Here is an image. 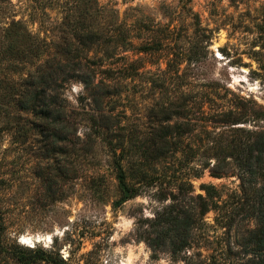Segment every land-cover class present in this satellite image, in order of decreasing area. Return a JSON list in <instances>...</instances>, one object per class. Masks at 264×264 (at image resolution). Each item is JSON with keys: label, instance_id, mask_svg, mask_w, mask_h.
Wrapping results in <instances>:
<instances>
[{"label": "rangeland", "instance_id": "1", "mask_svg": "<svg viewBox=\"0 0 264 264\" xmlns=\"http://www.w3.org/2000/svg\"><path fill=\"white\" fill-rule=\"evenodd\" d=\"M77 1L0 0V28H26L0 31L5 240L64 264H258L264 162L248 168L247 144L264 145V0H96V17ZM79 22L111 43L87 51ZM42 40L43 55L71 44L91 59L62 84L64 147L47 146L40 119L17 106ZM117 165L135 198L122 199Z\"/></svg>", "mask_w": 264, "mask_h": 264}, {"label": "trees", "instance_id": "2", "mask_svg": "<svg viewBox=\"0 0 264 264\" xmlns=\"http://www.w3.org/2000/svg\"><path fill=\"white\" fill-rule=\"evenodd\" d=\"M10 1V0H4ZM21 0H19L20 2ZM89 3L92 4V8H94L95 12L92 13V16L100 15L96 10V0H88ZM75 3H81L80 0ZM0 11L2 8L0 7ZM77 12V11H76ZM79 15H82V11L79 10ZM25 23L22 20L12 19L11 22L7 25V28H0V31L3 30L6 35H12L14 37H24L26 28ZM18 32V33H17ZM73 33L77 36V39L80 43L84 44L86 50L88 51L92 46H104L107 47L111 42L112 34L111 31H104V33H108L109 39H105L102 37L103 31L100 29H93L90 25L85 27L80 22L78 26L73 28ZM28 38H33L29 33L27 34ZM34 39V38H33ZM35 43V41H34ZM36 46L41 47L40 56H44L42 59V63L37 67L34 73H31L29 77L26 79V84L24 91L20 94V97L17 101V106L20 110L25 112L33 113L37 116L42 123V131L44 132L45 143L47 146H52L53 148H57L59 145L62 147L67 146L66 141L69 135V122L67 120L66 115V100L62 97L63 92L61 91L62 84L67 82L68 78L72 76L75 67H80L82 64V59H84L87 63L91 61L87 57H83L81 60L80 53L76 49L70 48L71 44H67L65 48H58L59 51L54 55H43V47L47 44L42 41H37L35 43ZM116 46V45H115ZM123 46V45H121ZM15 45L11 44L8 46L5 52L10 54L12 58H18L19 53L15 50ZM118 48V46H116ZM34 51L29 48V54L34 55ZM39 48H36V55L39 53ZM60 53V54H59ZM106 53V52H105ZM59 54V55H58ZM114 53H109L105 55V57L113 58ZM107 73L111 72L110 70L105 71ZM108 77V76H107ZM60 81V83H59ZM182 110L183 107H180ZM187 113L190 110L186 111ZM179 108L174 112V116H180ZM104 129L108 130L107 127ZM178 126L175 127L177 129ZM191 128L187 132L191 133ZM178 135L184 134L183 131L177 129ZM260 136L257 134L256 137ZM247 144L248 148V168H251L250 161H254V163H263L264 162V145L260 143V141H252ZM240 144H244L243 142ZM66 152V151H65ZM64 153V152H63ZM117 179L119 184V189L122 195V199L124 201L135 198L140 193V189L136 188L135 185L126 179V176L121 169L120 165H117ZM250 173V172H249ZM254 172H251L253 174ZM255 174V173H254ZM144 176V175H143ZM190 186V185H188ZM204 188L208 191L207 197L212 198L214 195L209 192V190H213L212 187ZM185 189L178 187V194L184 195ZM174 196L176 198L177 196ZM202 198L201 195H199ZM214 206V205H213ZM209 207H206V211ZM4 213L0 209V264H64V262L59 259L58 255L54 256L52 253L47 251L42 247L35 248H27L17 241L7 242L4 238L6 226H5V218ZM256 245L260 251L264 254V226L259 228L258 231L254 234ZM258 264H264V257L260 259Z\"/></svg>", "mask_w": 264, "mask_h": 264}, {"label": "bare ground", "instance_id": "3", "mask_svg": "<svg viewBox=\"0 0 264 264\" xmlns=\"http://www.w3.org/2000/svg\"><path fill=\"white\" fill-rule=\"evenodd\" d=\"M22 240H23V242L30 243V239H26L25 237H23ZM30 244H32V242Z\"/></svg>", "mask_w": 264, "mask_h": 264}]
</instances>
